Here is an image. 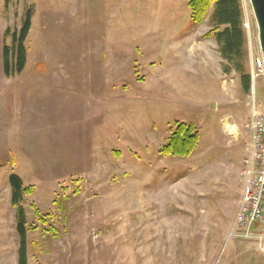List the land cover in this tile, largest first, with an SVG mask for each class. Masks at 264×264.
Returning <instances> with one entry per match:
<instances>
[{
    "label": "rangeland",
    "instance_id": "1",
    "mask_svg": "<svg viewBox=\"0 0 264 264\" xmlns=\"http://www.w3.org/2000/svg\"><path fill=\"white\" fill-rule=\"evenodd\" d=\"M239 4L248 94L212 7L195 24L187 0H0V264H17L10 174L32 188L27 264H264V224L248 237L236 224L253 104L264 115L258 30ZM27 10L26 64L7 78L3 45ZM182 124L194 150L166 155Z\"/></svg>",
    "mask_w": 264,
    "mask_h": 264
},
{
    "label": "trees",
    "instance_id": "2",
    "mask_svg": "<svg viewBox=\"0 0 264 264\" xmlns=\"http://www.w3.org/2000/svg\"><path fill=\"white\" fill-rule=\"evenodd\" d=\"M191 19L200 24L206 13L212 7L210 17L211 34H213L218 52L222 60L232 64L240 76L243 93L250 91V75L244 70L245 40L242 28V13L239 0H187ZM32 13L27 10L21 26L10 38V46L3 45L2 60L4 76L9 78L19 75L26 64L25 41L31 28ZM8 30L4 32V40ZM4 42V41H3ZM197 143V134L191 126L179 125L173 134L170 144L164 149L165 154L185 157L192 153ZM10 187V203L15 209V229L19 239L17 264H27L26 255V215L21 205L24 196L32 193V188L24 187L16 174H10L7 179Z\"/></svg>",
    "mask_w": 264,
    "mask_h": 264
},
{
    "label": "built area",
    "instance_id": "3",
    "mask_svg": "<svg viewBox=\"0 0 264 264\" xmlns=\"http://www.w3.org/2000/svg\"><path fill=\"white\" fill-rule=\"evenodd\" d=\"M250 150L243 162L242 201L237 214V226L245 231L244 237L252 236L249 229L264 224V115L253 104L246 124Z\"/></svg>",
    "mask_w": 264,
    "mask_h": 264
},
{
    "label": "water",
    "instance_id": "4",
    "mask_svg": "<svg viewBox=\"0 0 264 264\" xmlns=\"http://www.w3.org/2000/svg\"><path fill=\"white\" fill-rule=\"evenodd\" d=\"M258 30L259 49L264 64V0H249Z\"/></svg>",
    "mask_w": 264,
    "mask_h": 264
},
{
    "label": "crops",
    "instance_id": "5",
    "mask_svg": "<svg viewBox=\"0 0 264 264\" xmlns=\"http://www.w3.org/2000/svg\"><path fill=\"white\" fill-rule=\"evenodd\" d=\"M263 225H261V227H262ZM258 246H261V250H263V246L261 245V244H258ZM254 247V246H253ZM252 246H251V248H253ZM255 248V247H254Z\"/></svg>",
    "mask_w": 264,
    "mask_h": 264
}]
</instances>
